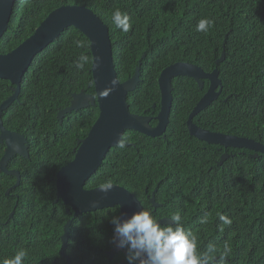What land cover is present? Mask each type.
I'll return each mask as SVG.
<instances>
[{
	"label": "trees",
	"instance_id": "16d2710c",
	"mask_svg": "<svg viewBox=\"0 0 264 264\" xmlns=\"http://www.w3.org/2000/svg\"><path fill=\"white\" fill-rule=\"evenodd\" d=\"M69 5L91 9L108 26L121 82L134 76L145 55L141 82L128 95L130 111L141 116L155 117L159 112V78L165 69L189 63L212 73L230 33L227 59L219 66L223 93L194 123L214 133L264 143V0H17L10 27L0 42V54L11 52L32 36L49 13ZM116 10L129 17L131 27L127 32L117 29L112 22ZM201 19L213 22L205 32L196 30ZM76 41L84 47H76ZM90 44L74 27L63 32L34 60L23 79L19 101L7 112L6 128L25 135L31 157L18 156L10 162L9 168L22 175L20 187L10 196L7 191L17 179L0 172V264L22 249L27 253L22 264H68L60 255L61 237L67 221L73 217L67 215L61 202L55 204L57 173L72 161L78 140L88 135L100 111L91 107L73 112L66 115L62 125L58 114L71 105L73 94L83 90L96 93ZM81 53L89 56V63L77 70L73 65ZM10 87L9 81L0 79V105L12 95ZM173 88L166 138L153 139L127 131L124 140L129 144L112 149L100 170L87 182V189L98 188L110 180L134 193L149 211L145 189L152 190L166 178L159 198L174 194L179 178L184 185L202 169L199 164L207 153H201L200 148H206L209 159L219 160L225 149L195 139L187 128L189 115L207 93L209 83L201 91L194 80L180 77L173 81ZM4 154L5 146L0 145V161ZM164 160L168 167H162ZM236 176L241 177V173L236 171ZM199 187L202 185L192 180L182 204L160 199L168 207L159 217L200 209L205 214V203L214 213L225 209L237 212L257 197L264 203V188L240 178L210 181L207 192L200 197ZM113 217H120L118 207L74 219L65 252L70 264H118L125 258L122 252L112 261L106 255L114 248ZM202 220L197 216L188 222L199 242L198 255L209 248L208 231ZM258 239L264 240V225ZM259 253H264V249Z\"/></svg>",
	"mask_w": 264,
	"mask_h": 264
},
{
	"label": "water",
	"instance_id": "95a60500",
	"mask_svg": "<svg viewBox=\"0 0 264 264\" xmlns=\"http://www.w3.org/2000/svg\"><path fill=\"white\" fill-rule=\"evenodd\" d=\"M17 0H0V42L10 27L14 6ZM74 27L90 41V49L93 58L92 74L95 87V95L83 90L75 93L71 106L59 112L58 119L63 123L67 114L80 111L89 107H99L100 116L95 127L88 138L80 142L82 144L72 163L64 166L57 175V201L60 199L66 205L68 215L74 218L82 214L93 213L98 210L118 207L120 218L127 219L133 213L143 210L141 202L136 196L124 187L113 185L107 195L98 188L86 190V182L98 171L100 163L97 164V150L99 147L102 157L110 148L119 145L122 134L125 131L142 133L150 138L156 139L166 135L173 107V80L178 77H188L196 81L201 90L205 82L210 83L208 92L195 107L187 126L192 137L210 145H220L224 148H248L264 153V147L252 140L239 138L232 135L213 133L194 124V119L219 100L223 88L220 80L218 66L225 62L226 52L216 61V69L212 73L187 63H178L164 70L159 78L161 92V108L155 117L141 116L130 111L128 95L136 91L141 82L140 68L135 75L121 82L115 69L113 44L108 26L90 9L85 6L69 5L62 6L49 13L47 18L36 29L35 33L25 40L20 46L7 54H0V79L12 83L13 94L3 103L9 108L17 101L21 94V84L26 73L29 71L33 61L52 43H54L68 28ZM227 42V38L225 43ZM225 48V46H223ZM145 56L143 57V59ZM156 108V105L153 106ZM156 121L152 126L151 122ZM2 128L0 145H6L5 155L1 160L0 169L17 179L16 185L9 189L8 194L21 184V174L18 170H7L9 162L17 155L29 159L30 152L28 139L17 133L7 132ZM104 133L103 137L101 136ZM166 137V136H165ZM92 201H98L95 207ZM154 208L155 197L151 200ZM14 215L12 213L11 217ZM73 221L69 220L64 227L62 236L61 256L70 258L65 254L69 241L70 228ZM162 226L170 225V219L164 218L159 221ZM126 251L114 248L107 252L110 260L121 252Z\"/></svg>",
	"mask_w": 264,
	"mask_h": 264
},
{
	"label": "clouds",
	"instance_id": "9594fccd",
	"mask_svg": "<svg viewBox=\"0 0 264 264\" xmlns=\"http://www.w3.org/2000/svg\"><path fill=\"white\" fill-rule=\"evenodd\" d=\"M14 8H15V6H14ZM112 22L114 23V25L116 26L117 29H120L124 32H127L129 30V28L131 27L130 22H129V17L126 14L121 13V11H119V10H116L112 14ZM212 23L213 22L211 20L201 19L196 26V30L199 32H205L208 30V28L210 27V25ZM229 35H230V33L225 37V41L227 38V42H228ZM225 41H224V45H223V46H225V48L223 47L222 54L224 52H226L227 42L225 43ZM75 43H76V47H78V48L84 47V44L80 41H76ZM143 57L139 61V65L137 67V69L140 68V76H141ZM221 57H222V55H221ZM226 59H227V52H226ZM88 63H89V56L84 54V53H81L78 56V58L74 61L73 66L77 70H83L85 65ZM187 64H189V63H187ZM221 65H219V66H221ZM219 66H218V70L220 72ZM196 67H198V66H196ZM198 68H200V67H198ZM137 69H136V71H137ZM220 75H221V72H220ZM178 78H180V77H178ZM184 78H188V77H184ZM189 79H191V78H189ZM220 80H221V78H220ZM206 82H208V81H206ZM206 82H205V86H206ZM221 82H222V88L224 90L223 81L221 80ZM11 86H12V83H11ZM209 87H210V83H209ZM10 89H11V87H10ZM21 89H22V84H21ZM199 89H200V87H199ZM204 89H205V87H204ZM203 90H201V91H203ZM222 93H223V91H222ZM12 94H13V92H12ZM19 99H20V97H19ZM19 99L17 100V102L19 101ZM72 99H73V96H72ZM3 103L0 105V122L3 124V128L7 132L17 133V134H20L22 136H25V135H23L17 131H11V130L6 128V126L4 124V120H5V117L7 115L9 108L12 105L9 108H7ZM91 107H89V108H91ZM89 108H86V109H89ZM92 108H97L99 110L98 106L92 107ZM65 109H63V110H65ZM86 109H83V110H86ZM63 110H61V111H63ZM83 110H80V111H83ZM80 111H74V112H80ZM99 116H100V112H99ZM99 116H98V119H99ZM97 120L94 123V125L90 128V131L88 134H90L92 129L95 127ZM59 122H60V120H59ZM63 123H64V121H63ZM63 123L60 122L61 125ZM187 128H188V126H187ZM1 135H2V128L0 127V136ZM103 135H104V133L101 136L103 137ZM124 136H125V133L122 134V139L119 142V145L116 147H119L120 145H121V147H123V145H128L126 143L122 144V142L125 141ZM235 137H237V136H235ZM87 138H88V135L85 138L78 140L77 146L73 149L74 157L70 163H72L74 161L75 156L77 155L78 151L80 150V148L82 146V144L80 142L85 141ZM160 138H166V137L163 136ZM239 138H243V137H239ZM245 139H247V138H245ZM248 140H251V139H248ZM252 141H254V140H252ZM254 142L256 144H259V145L264 147V143L257 142V141H254ZM1 146H5V150H6V145H1ZM28 146H29V152H30L29 141H28ZM214 146H220V145H214ZM116 147H114V148H116ZM220 147L222 149H225V151L221 154L219 160L209 159L207 150L205 149L204 151H202L200 148L201 153H207V156L205 157L203 163L201 165L199 164V166L202 169L198 172V174L194 178L186 181V183H184V185L181 184V179L179 178L176 182V185H175V193L174 194L166 195L162 198H159L161 185L166 180V178L161 179L158 182L157 186L154 187L152 190L149 187H147L145 189V193H146V200H147L148 205H149L148 206L149 211H146V207L143 206L140 199L133 193L136 196V198L141 202L143 210L133 213L127 219L122 220L120 217H113L111 220V223L114 225V238L112 240V243L115 244L116 247L123 248L126 251V253H124V251H121L122 253L125 254V258L121 259V261L118 264H264V253L257 254L259 251L264 249V240L258 239V237L260 235V231L264 225V203L261 202L259 197H257L255 200H252L249 204H246L243 207H241L239 209V211H237V212L234 210H231V209H225V210L214 213L211 211L209 204L205 203L207 205V210H206L205 214L202 213V209L197 210L195 213H193L192 210H189L190 212L189 211L188 212H182L181 214L176 213V214H172L171 216L166 214L168 217H164L166 215H164L162 217H155L154 214H152V211H158L162 204H165V205L167 204V203H164L163 201H161L160 199L169 200L173 204L174 203H180V204L184 203L186 201L185 191L187 189L188 184L192 180H196L198 184L202 185V187H199L197 190V196L198 197L202 196L203 194H205L207 192L208 183L210 181H213V180L218 179V178L225 179V180H238L240 178L241 180H243L245 182H250L253 185H259V186H262L264 188V162H262V160L264 159V153L263 152L248 149V148L238 149V148H224L222 146H220ZM112 149L113 148H110L107 151V153L102 157V160L100 162L101 153L99 151V147L96 145L97 164L100 163V165H101L100 168L103 166L105 158L107 157V155H109L111 153ZM222 149H221V151H222ZM229 149L238 150L239 152H238V154H232L228 151ZM18 156L19 155L15 156V157H18ZM19 157H21V156H19ZM30 157H31V153H30ZM21 158H23V157H21ZM23 159H25V158H23ZM213 161H215V164H212ZM10 162L7 166L8 171L11 170L9 168ZM0 164H1V161H0ZM168 165H169V163L164 160L162 167H168ZM207 165H209L208 169H204V167ZM239 167H241V168L238 169ZM100 168L98 169V171L100 170ZM241 169H247V171L245 173H243L241 171ZM60 170H59V172H60ZM236 171H239L241 173V177L236 176ZM0 172L3 173L1 171V169H0ZM58 173H57V175H58ZM3 174H5V173H3ZM20 174H21V172H20ZM5 175H7V174H5ZM7 176L12 177L9 174ZM21 177H22V175H21ZM87 182H86V184H87ZM112 188H113V184L109 180V181L102 183L100 185L99 190L102 193H104L105 195H107L108 192H110L112 190ZM85 189L90 190V189L86 188V185H85ZM150 190H151V192H150ZM11 192L9 194L7 193V196H10ZM192 193H193V191L191 192V195H192ZM154 197H155L156 204L159 206L157 209H155L153 204L151 203V200ZM59 202H61L63 204V202L60 199L57 201V188H56L55 204H58ZM97 203H99V202L98 201H92V206L95 207ZM17 206H18V203H17ZM17 206H15V207H17ZM64 206L66 207V213H67L68 207L66 205H64ZM12 213H14V215L11 217ZM12 213L10 214L11 219H13V217L15 216V210ZM67 215H68V213H67ZM68 216H70V217L72 216L73 218L70 220L74 221L75 218L73 215H68ZM197 216L200 217V219L203 218L201 223H203L205 225V228L208 231L207 232L208 233L207 243L209 246L208 251L206 253H202L199 255L197 254V251H196L197 244H199V242L197 241L196 234H195V232H192L190 227L188 226V222L190 221V218L193 219V217H197ZM182 217H188V219L184 221L183 226H181V218ZM164 218L170 219V221L172 223L170 225H167V226H162L159 223V221L161 219H164ZM253 219L256 220L257 222H254ZM196 223L198 224V222H196ZM71 227H72V225H71ZM212 228H213V230L211 231ZM70 231H71V228H70ZM69 238H70V234H69ZM61 241H62V237H61ZM68 244H69V241H68ZM67 247H68V245H67ZM67 247H66V249H67ZM255 254H257V255L254 256ZM26 255H27V253L25 250H23V249L19 250L11 258L4 259L2 261V264H22ZM60 255H61V253H60ZM106 255L109 256L107 253H106ZM63 258L66 259L68 264H69L68 259L65 257H63Z\"/></svg>",
	"mask_w": 264,
	"mask_h": 264
},
{
	"label": "flooded vegetation",
	"instance_id": "af4514ba",
	"mask_svg": "<svg viewBox=\"0 0 264 264\" xmlns=\"http://www.w3.org/2000/svg\"><path fill=\"white\" fill-rule=\"evenodd\" d=\"M153 122H154V120L151 122V124L153 125V126H155L156 125V123L155 124H153ZM127 131H125V133H126ZM129 144L128 142H125V141H123L122 142V144ZM206 148H201V150L202 151H204ZM241 171L243 172V173H245L246 171H247V169H241ZM167 208V205H165V204H162L161 205V207H160V209L158 210V211H152V214H154V216L155 217H159V216H161L162 215V211L163 210H165ZM190 212V211H189ZM167 214V213H166ZM164 217H168L167 215L166 216H164ZM188 219V217H182L181 218V226H183L184 225V221L185 220H187Z\"/></svg>",
	"mask_w": 264,
	"mask_h": 264
}]
</instances>
